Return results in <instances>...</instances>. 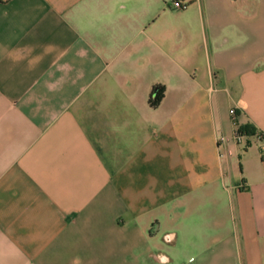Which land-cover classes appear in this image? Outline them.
<instances>
[{
  "label": "crops",
  "instance_id": "obj_1",
  "mask_svg": "<svg viewBox=\"0 0 264 264\" xmlns=\"http://www.w3.org/2000/svg\"><path fill=\"white\" fill-rule=\"evenodd\" d=\"M263 148L264 0H0V264H264Z\"/></svg>",
  "mask_w": 264,
  "mask_h": 264
},
{
  "label": "built area",
  "instance_id": "obj_2",
  "mask_svg": "<svg viewBox=\"0 0 264 264\" xmlns=\"http://www.w3.org/2000/svg\"><path fill=\"white\" fill-rule=\"evenodd\" d=\"M172 1H173V5L180 9L185 8L191 2V0H172ZM229 113L231 115L232 122L235 125V130L232 133V135H227L225 133H220L218 135L217 140H216L218 149L220 148L221 145H226L229 141H233L234 143L242 144L246 146L248 144V139L250 137H255L257 140L262 139L263 136L260 130L255 129L254 133L251 135H247L245 133H239L238 132L239 121H238L237 108L230 107ZM227 151L228 153H231L230 149H228ZM263 151H264V148H263ZM219 154L222 155V152L220 151Z\"/></svg>",
  "mask_w": 264,
  "mask_h": 264
},
{
  "label": "trees",
  "instance_id": "obj_3",
  "mask_svg": "<svg viewBox=\"0 0 264 264\" xmlns=\"http://www.w3.org/2000/svg\"><path fill=\"white\" fill-rule=\"evenodd\" d=\"M161 94H162V87H160L158 89V92H157V95H156V101H159V99L161 98ZM255 131V128L254 126H252L251 124H248V123H245V124H242V123H239V126H238V132L239 133H245L247 135H251L253 134Z\"/></svg>",
  "mask_w": 264,
  "mask_h": 264
},
{
  "label": "bare ground",
  "instance_id": "obj_4",
  "mask_svg": "<svg viewBox=\"0 0 264 264\" xmlns=\"http://www.w3.org/2000/svg\"><path fill=\"white\" fill-rule=\"evenodd\" d=\"M241 114V113H240ZM240 121V120H239Z\"/></svg>",
  "mask_w": 264,
  "mask_h": 264
}]
</instances>
